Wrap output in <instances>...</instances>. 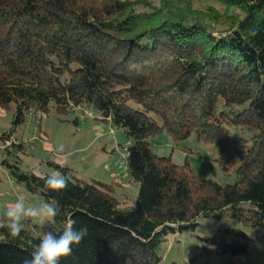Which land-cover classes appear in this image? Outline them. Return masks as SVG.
<instances>
[{
	"label": "trees",
	"instance_id": "obj_1",
	"mask_svg": "<svg viewBox=\"0 0 264 264\" xmlns=\"http://www.w3.org/2000/svg\"><path fill=\"white\" fill-rule=\"evenodd\" d=\"M219 1L222 12L194 14L183 4L164 16L136 0H0V107L13 106L1 140L50 107L92 106L132 139L125 162L139 185L129 207L111 184L80 180L67 167L49 163L67 179L54 192L7 163L16 182L55 200L60 215L32 227L26 220L18 239L0 242V264H24L40 235L59 233L68 219L88 234L59 264H162L166 237L194 231L201 216L225 214L264 238V0ZM228 127L242 136L230 138ZM162 130L174 141L195 133L215 145L236 180L201 178L187 163L154 154L148 138ZM200 240L220 253L248 252L240 229Z\"/></svg>",
	"mask_w": 264,
	"mask_h": 264
},
{
	"label": "rangeland",
	"instance_id": "obj_2",
	"mask_svg": "<svg viewBox=\"0 0 264 264\" xmlns=\"http://www.w3.org/2000/svg\"><path fill=\"white\" fill-rule=\"evenodd\" d=\"M148 5V10H159L161 15L176 14L183 4L189 12L202 13L210 8L223 10L219 0H136ZM145 9L141 3L138 8ZM12 110L0 107V135L12 127ZM27 116L26 121L12 131L10 141L0 138V217L6 206L17 199H24L32 206L43 203L40 197L28 191L22 183L10 175L7 163L17 162L22 169L34 173L47 174L56 170L53 164L58 157L57 148L63 145V152L69 155L67 168L80 180H96L109 183L122 205L135 207L138 182L131 177L125 162V149L132 139L121 128L100 119L92 106H84L63 113L50 107L47 114ZM158 123L160 121L158 120ZM230 138L242 136L238 129L227 128ZM12 143L21 146L12 145ZM150 150L158 156H169L176 164L187 163L201 178H209L221 183L236 180L235 166L226 159H220L218 148L210 142L202 141L192 133L184 140L174 141L162 130L148 138ZM56 164V163H55ZM29 226L41 224L39 218L29 219ZM194 231L169 234L162 243L159 254L162 264H264V238L260 228H250L238 223L225 214L212 219L199 217ZM240 229L249 238L248 252L242 255L220 253L215 245L200 240L218 239L221 230ZM203 244L206 248L202 249Z\"/></svg>",
	"mask_w": 264,
	"mask_h": 264
},
{
	"label": "clouds",
	"instance_id": "obj_3",
	"mask_svg": "<svg viewBox=\"0 0 264 264\" xmlns=\"http://www.w3.org/2000/svg\"><path fill=\"white\" fill-rule=\"evenodd\" d=\"M58 157L55 163L59 168L68 166L69 155L63 152V145L57 148ZM44 186L54 192H60L67 187V179L61 171L55 170L47 174H36ZM60 215V209L55 200L44 201L38 206L28 204L24 199H17L6 206L3 217H0V229L7 230V236L0 235V242L7 243L9 238L18 239L24 230V222L28 219L39 218L41 222L55 223V218ZM75 221L68 219L59 233L53 231L43 232L39 243L30 251V259L24 264H59L62 258L72 254L73 246L79 245L87 236L88 229L82 226L74 228Z\"/></svg>",
	"mask_w": 264,
	"mask_h": 264
}]
</instances>
